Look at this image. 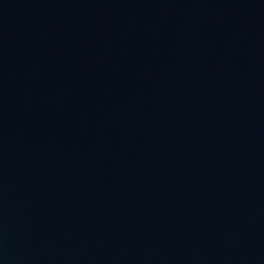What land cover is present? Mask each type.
I'll return each instance as SVG.
<instances>
[{
  "label": "water",
  "instance_id": "95a60500",
  "mask_svg": "<svg viewBox=\"0 0 264 264\" xmlns=\"http://www.w3.org/2000/svg\"><path fill=\"white\" fill-rule=\"evenodd\" d=\"M0 264H264V0H0Z\"/></svg>",
  "mask_w": 264,
  "mask_h": 264
}]
</instances>
